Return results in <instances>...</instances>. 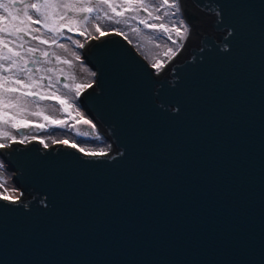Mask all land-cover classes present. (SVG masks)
<instances>
[{"label": "water", "instance_id": "obj_1", "mask_svg": "<svg viewBox=\"0 0 264 264\" xmlns=\"http://www.w3.org/2000/svg\"><path fill=\"white\" fill-rule=\"evenodd\" d=\"M160 72L109 33L83 47L81 105L114 148L38 140L0 157V264H264V0H179Z\"/></svg>", "mask_w": 264, "mask_h": 264}, {"label": "snow or ice", "instance_id": "obj_2", "mask_svg": "<svg viewBox=\"0 0 264 264\" xmlns=\"http://www.w3.org/2000/svg\"><path fill=\"white\" fill-rule=\"evenodd\" d=\"M119 7L121 10L117 11L113 0H0V139L16 142L13 129L20 132L23 129L43 131L49 127L72 128L81 137H88L92 133L81 131L78 125L95 129L96 126L79 111L73 116L74 105L61 93L59 87L62 85L69 92H74L75 97L81 96L83 90L92 87L91 82L76 83V78L61 67L67 65L71 68L72 61L62 58L61 54L52 50V46H55L68 51L65 44L58 43L59 38L65 35V29L69 33L78 32L79 35L85 36L88 25L94 27L99 36H106L109 33L102 30L95 21L107 19L115 24H127L129 19H139L144 28L170 42L172 46H167V51L163 53L166 59H171L177 54L180 42L190 34L186 19L182 16L178 20L175 19L181 14L179 0H121ZM101 8H104L103 17H91L92 13ZM142 12L147 15L141 16ZM131 31L137 35L140 32L139 28H132ZM115 34L124 36L125 40L132 43L122 31H116ZM68 39L72 40L71 37ZM72 43L79 48L84 47L79 40H72ZM72 55L77 61L80 60V56L75 52ZM164 63V60H156L152 67L159 71L164 67ZM91 75L94 76L95 73ZM62 77L72 83L62 84ZM42 101L56 102L58 111L66 113L74 123L70 124L67 118L46 114V109L40 103ZM30 117L42 118V122H36ZM28 139L29 137L24 135L19 143H25ZM31 139L36 140L37 136L33 135ZM39 142L45 148L48 147L44 139ZM87 142L74 141L69 146L77 148L87 156L108 155L103 147L96 151L80 146L81 143ZM52 143L68 145L69 141L52 140ZM8 146V143L0 142V148ZM0 188L7 191L3 184H0ZM3 199L8 200L10 197L3 195Z\"/></svg>", "mask_w": 264, "mask_h": 264}, {"label": "rangeland", "instance_id": "obj_3", "mask_svg": "<svg viewBox=\"0 0 264 264\" xmlns=\"http://www.w3.org/2000/svg\"><path fill=\"white\" fill-rule=\"evenodd\" d=\"M113 2L117 5V11H120V3L121 0H113ZM2 11V10H1ZM114 15L113 13H110ZM104 16V8H101L98 12H94L91 14V17L95 16ZM128 14H126L127 17ZM141 16H146L147 13H141ZM181 14L175 17V19H180ZM90 17V19H91ZM95 23H98L102 30L108 32V33H115L116 31H122L125 35H127L132 40L133 47L149 62V64L152 66V64L156 60H164V67L169 64L181 51L183 45L186 42V39L180 42L179 50L177 54L172 57L171 59H166L163 56V53L167 51V46H172L170 42L166 40V38H160L158 37V34L155 32H152L150 29L144 28L142 24L139 23V19H129L127 24L121 23V24H115L113 21H109L107 19H100L98 21H95ZM39 27V25H36ZM88 31L85 36L79 35L78 32H67L65 29V35L63 37H60L58 40V43H63L66 45L68 51H64L62 49H59L55 46H52V50L57 51L59 54H61L62 58L69 59L72 61V67L69 68L67 65H61V67H64L65 72H70L76 79V83H84L87 84L91 82L92 85L95 83L96 76L91 75L92 73H95L85 62L83 58V48L77 47L75 44L72 43V40H79L84 45L91 39H94L97 37L99 38V33L95 31L94 27H90L86 25ZM132 28H139L140 32L139 35L133 33L131 31ZM68 37H71L72 40H69ZM159 45V47H157ZM46 47V46H42ZM175 47V46H173ZM75 52L76 55L80 56V60L77 61L75 57L72 55V53ZM163 67V68H164ZM162 68V69H163ZM161 69V70H162ZM159 70V71H161ZM158 71V72H159ZM62 84L63 83H69L71 84L72 81L69 79H66L64 77L61 78ZM61 88V93L65 94L67 98L69 99L70 103H73L75 110L73 111V116H75L76 111H79L86 119H89L96 127L95 129H91L87 126H80L77 127L80 128L81 131H88L92 133L88 137H81L75 129L72 128H59V127H49L43 131H37L35 129H23L21 130L22 133L16 132L14 129L12 130L13 134L16 136L17 140L16 142H19L20 138L24 135H27L29 139L24 143L28 144L32 141L31 137L33 135L37 136L36 140L44 139L45 143L48 144V147L60 144V143H52V140H68L69 144H62L64 146H69L74 141H88L87 143H81V147L91 148L93 150L99 151L101 147L105 149V151L109 154L112 149L114 148L113 144L109 140V138L105 135V133L99 132L98 125L94 120L89 116V114L83 109L81 105V96L82 94L88 89H85L82 91L81 96L75 97L74 92H69L68 89H64L62 85L59 86ZM41 105L46 109V114L53 115L58 118H67L69 119V123H74L71 118L67 117L66 113L58 111L59 106L54 101H42L40 102ZM31 119L35 120L36 122H42V118L39 117H30ZM101 137V140H98L97 138ZM0 142H5L10 144L11 141H4L0 139ZM8 146V147H9ZM44 147V145L42 144ZM77 149V148H76ZM0 184L5 185L7 188V191H5V188H0V198H3V195H7L10 197L9 200H17L22 195L19 188L15 186L13 183V173L8 172L7 166L3 162L2 158L0 157Z\"/></svg>", "mask_w": 264, "mask_h": 264}, {"label": "flooded vegetation", "instance_id": "obj_4", "mask_svg": "<svg viewBox=\"0 0 264 264\" xmlns=\"http://www.w3.org/2000/svg\"><path fill=\"white\" fill-rule=\"evenodd\" d=\"M26 2H36V0H26ZM20 133H22V131H20Z\"/></svg>", "mask_w": 264, "mask_h": 264}, {"label": "bare ground", "instance_id": "obj_5", "mask_svg": "<svg viewBox=\"0 0 264 264\" xmlns=\"http://www.w3.org/2000/svg\"><path fill=\"white\" fill-rule=\"evenodd\" d=\"M160 72V71H159Z\"/></svg>", "mask_w": 264, "mask_h": 264}]
</instances>
